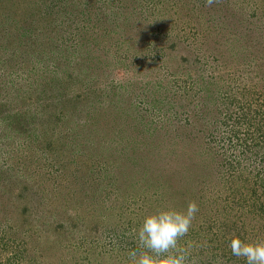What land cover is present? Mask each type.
<instances>
[{"label": "rangeland", "instance_id": "374dc122", "mask_svg": "<svg viewBox=\"0 0 264 264\" xmlns=\"http://www.w3.org/2000/svg\"><path fill=\"white\" fill-rule=\"evenodd\" d=\"M190 202L195 264L264 241V0H0V264H127Z\"/></svg>", "mask_w": 264, "mask_h": 264}, {"label": "clouds", "instance_id": "9594fccd", "mask_svg": "<svg viewBox=\"0 0 264 264\" xmlns=\"http://www.w3.org/2000/svg\"><path fill=\"white\" fill-rule=\"evenodd\" d=\"M213 0H208L209 6ZM199 208L190 202L186 210L178 211L162 207L153 214L144 216L134 229L137 247L127 253V264H195L191 259V245L181 241L192 228ZM231 255L243 259L244 264H264V241L246 242L238 236L229 241ZM217 264H223L219 258Z\"/></svg>", "mask_w": 264, "mask_h": 264}, {"label": "trees", "instance_id": "16d2710c", "mask_svg": "<svg viewBox=\"0 0 264 264\" xmlns=\"http://www.w3.org/2000/svg\"><path fill=\"white\" fill-rule=\"evenodd\" d=\"M19 196H21L23 198L22 194H20Z\"/></svg>", "mask_w": 264, "mask_h": 264}]
</instances>
